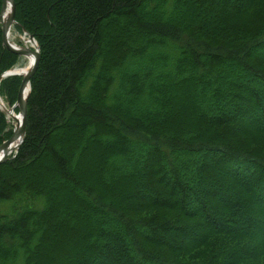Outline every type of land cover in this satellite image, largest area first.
Masks as SVG:
<instances>
[{"label": "trees", "instance_id": "obj_1", "mask_svg": "<svg viewBox=\"0 0 264 264\" xmlns=\"http://www.w3.org/2000/svg\"><path fill=\"white\" fill-rule=\"evenodd\" d=\"M14 3L39 60L0 264H264V0Z\"/></svg>", "mask_w": 264, "mask_h": 264}, {"label": "water", "instance_id": "obj_2", "mask_svg": "<svg viewBox=\"0 0 264 264\" xmlns=\"http://www.w3.org/2000/svg\"><path fill=\"white\" fill-rule=\"evenodd\" d=\"M1 10H0V26H1V34H2V45L3 47L10 53L16 55L18 58L24 57L28 55L29 53L34 54V62L33 65L31 66L30 70L27 72V74L22 78L18 92H17V97L16 101L13 105L8 104V108L11 111H14L15 109L18 110V113L21 115V121L16 122V125L14 126L11 136L4 140L2 144L0 145V164L5 162L11 155H14L19 146L21 145L24 136H25V118H26V103H27V98L30 92V79L36 69L38 60H39V48L36 44V48L34 50H28L27 48L24 47H14L11 45L7 37L9 35L10 29L12 26L16 25L15 22V3L14 0H1ZM7 2L10 3V13L8 15V18L4 21L3 20V14L6 10ZM24 35L27 36L28 40L31 42H35V39L33 36L29 35L27 32L22 30ZM9 71L5 72L2 74L1 78L4 77H10V76H16V74L10 75L8 73ZM28 85V92L25 96V99H23V90L25 86ZM1 109V107H0ZM4 112V111H3ZM6 115V113L4 112ZM7 116V115H6ZM12 120H17L15 117H12Z\"/></svg>", "mask_w": 264, "mask_h": 264}, {"label": "bare ground", "instance_id": "obj_3", "mask_svg": "<svg viewBox=\"0 0 264 264\" xmlns=\"http://www.w3.org/2000/svg\"><path fill=\"white\" fill-rule=\"evenodd\" d=\"M10 13V3L7 2V6H6V10L3 14V20L5 21L8 18V15ZM13 28V27H12ZM9 32V35L7 37L8 42L13 45L14 47H20L17 45H14L10 42V36H11V30ZM20 39L23 40L25 46H23L24 48H27L28 50H34L36 48V43L31 42L28 40V38L26 36H21ZM22 59V65H19L17 67L12 68V70H10L8 73H10V75L12 74H16L17 77H21V79L27 74V72L30 70L31 66L33 65L34 62V54L29 53L28 55L21 57ZM28 92V85L25 86L24 90H23V99H25V96ZM0 107L1 109L6 113L7 117L10 119H13L12 117H15L17 120H13V123L16 125V122L21 121V115L19 113H15L14 111H11L7 105H5L4 103H2L0 101ZM1 156V155H0Z\"/></svg>", "mask_w": 264, "mask_h": 264}, {"label": "rangeland", "instance_id": "obj_4", "mask_svg": "<svg viewBox=\"0 0 264 264\" xmlns=\"http://www.w3.org/2000/svg\"><path fill=\"white\" fill-rule=\"evenodd\" d=\"M12 27H13V28H12V30H11L10 42H11L12 44L17 45V46H20V47L25 46L23 40L20 39V37H21L22 35L25 36L24 33H23V31H19V30H17V29L15 28V25L12 26ZM35 42H36V40H35ZM36 44H37V42H36ZM37 46H38V44H37ZM38 48H39V47H38ZM22 62H23L22 59L17 57L16 62H15L16 64H14V65H13L9 70H7V71L12 70V68L17 67V66H19V65H22ZM7 71H5V72H7ZM5 72H4V73H5ZM256 85L259 86V88H261L262 91L264 90V86L258 84V82L256 83ZM263 93H264V92H263ZM16 97H17V96H16ZM0 101H1L2 103H4L5 105H8V104L13 105V104L15 103L16 100H15L13 103H10V102H9V98L6 97L5 95H3V94L0 92ZM7 107H8V106H7ZM14 112H15V113H18V110L15 109ZM5 119H6L7 124H8V129H9L10 131H12L13 128H14V126H15V124L13 123V120L10 119V118H8L6 115H5Z\"/></svg>", "mask_w": 264, "mask_h": 264}]
</instances>
